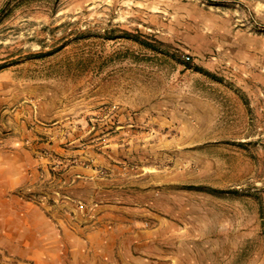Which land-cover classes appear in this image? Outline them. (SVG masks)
<instances>
[{
	"label": "rangeland",
	"instance_id": "374dc122",
	"mask_svg": "<svg viewBox=\"0 0 264 264\" xmlns=\"http://www.w3.org/2000/svg\"><path fill=\"white\" fill-rule=\"evenodd\" d=\"M0 264H264V0H0Z\"/></svg>",
	"mask_w": 264,
	"mask_h": 264
},
{
	"label": "crops",
	"instance_id": "0c3cea01",
	"mask_svg": "<svg viewBox=\"0 0 264 264\" xmlns=\"http://www.w3.org/2000/svg\"><path fill=\"white\" fill-rule=\"evenodd\" d=\"M88 171L82 169V168H78V167H74L72 169V171L69 172V174L71 173H79V174H85ZM78 178H80V175H77ZM64 198H67L66 196H63ZM26 204V205H25ZM32 206V207H31ZM24 208H26L24 211H22L23 215L25 216H32L33 218L36 217V220L39 224L44 225V230L47 233H55L58 230V225L55 223L54 219L57 221H60L58 218V214H53L52 216L54 217L52 219V217H48L45 212L41 209V207H37V206H33L31 203L27 202L24 203ZM64 231H67L68 229H66L63 225Z\"/></svg>",
	"mask_w": 264,
	"mask_h": 264
},
{
	"label": "trees",
	"instance_id": "16d2710c",
	"mask_svg": "<svg viewBox=\"0 0 264 264\" xmlns=\"http://www.w3.org/2000/svg\"><path fill=\"white\" fill-rule=\"evenodd\" d=\"M127 35H129V37H132L130 34H127ZM133 37H135V36H133ZM135 39H138L137 41H140L144 45H147L149 47H153L152 44H149L148 42H144V41L142 42L141 40H139V38H135Z\"/></svg>",
	"mask_w": 264,
	"mask_h": 264
}]
</instances>
